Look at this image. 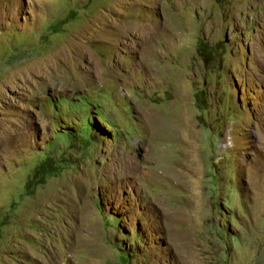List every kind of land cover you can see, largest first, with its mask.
Wrapping results in <instances>:
<instances>
[{
	"label": "rangeland",
	"instance_id": "374dc122",
	"mask_svg": "<svg viewBox=\"0 0 264 264\" xmlns=\"http://www.w3.org/2000/svg\"><path fill=\"white\" fill-rule=\"evenodd\" d=\"M0 264H264V0H0Z\"/></svg>",
	"mask_w": 264,
	"mask_h": 264
}]
</instances>
